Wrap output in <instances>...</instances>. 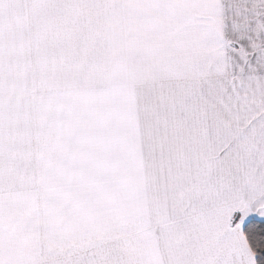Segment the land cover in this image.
I'll return each instance as SVG.
<instances>
[{
  "label": "snow or ice",
  "instance_id": "snow-or-ice-1",
  "mask_svg": "<svg viewBox=\"0 0 264 264\" xmlns=\"http://www.w3.org/2000/svg\"><path fill=\"white\" fill-rule=\"evenodd\" d=\"M0 264H264V0H0Z\"/></svg>",
  "mask_w": 264,
  "mask_h": 264
}]
</instances>
